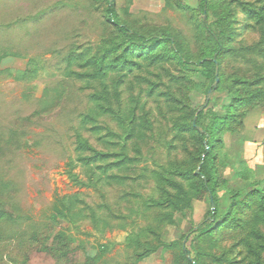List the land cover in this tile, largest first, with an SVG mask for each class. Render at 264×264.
I'll return each mask as SVG.
<instances>
[{
	"label": "trees",
	"instance_id": "obj_1",
	"mask_svg": "<svg viewBox=\"0 0 264 264\" xmlns=\"http://www.w3.org/2000/svg\"><path fill=\"white\" fill-rule=\"evenodd\" d=\"M99 1L106 27L100 42L75 45L63 58L65 75L89 89L69 124L64 172L74 185L92 188L99 200L89 203L82 193L57 196L50 217L74 224L83 219L98 232L117 225L126 232L122 264H135L174 246L175 241L161 240V229L204 193L214 209L189 231V248H179L175 264H264V185L246 192L226 188L215 151L222 133L233 131L246 109L264 103V0H197L194 6L164 0L192 21L194 46L167 26L125 18L116 0ZM251 30L262 35L258 44L245 42ZM244 51L249 65L226 70L225 59L246 57ZM7 55L0 53V65ZM37 69L38 60L29 57L24 68L0 72L24 81ZM197 70L205 74L203 81L193 79ZM63 89L44 87L34 114L63 106L58 97ZM194 89L204 95L225 91L226 98L218 109L209 98L199 110L189 100ZM30 143L18 127L0 131V157ZM116 185L120 189L109 196ZM15 189L0 180V264H8L3 244L37 241L29 230L33 223L22 217L15 201L6 200ZM222 189L228 195L223 211ZM55 240L51 251L41 250L51 252L55 264H78L65 236L56 233ZM99 250L103 254L106 248ZM94 262L86 257L81 264Z\"/></svg>",
	"mask_w": 264,
	"mask_h": 264
},
{
	"label": "rangeland",
	"instance_id": "obj_2",
	"mask_svg": "<svg viewBox=\"0 0 264 264\" xmlns=\"http://www.w3.org/2000/svg\"><path fill=\"white\" fill-rule=\"evenodd\" d=\"M185 1L192 6L197 2ZM116 6L125 18L132 20L136 17L142 22L167 26L180 32L194 46L196 38L192 21L177 7L166 5L164 0H116ZM102 22L99 0H0V53L8 54L2 59L0 68L22 69L29 57L38 60V69L28 80H14L7 72H0V131L18 127L31 142L30 146L19 150L8 149L0 157V180L16 188L12 196L2 198L8 200V204L15 201L22 217L33 223L29 230L37 235V241L30 246L27 243L24 246L3 244V256L8 264H55V256L41 249L44 246L51 251L56 241L55 234L59 232L69 241L78 264L83 263L86 257L95 258L94 264H122L125 261L123 239L126 232L117 225L98 232L91 222L83 219L74 224L50 217L57 196L82 193L89 203L99 200L92 188L74 185L64 172L71 148L69 124L82 109L89 89L85 88L84 82L73 81L65 75L63 58L75 45L95 46L99 43L106 28ZM261 37L258 31L251 30L245 42L255 45ZM244 54L246 57L232 55L225 59L226 70L239 71L249 65L245 51ZM196 74L193 77L195 81L204 80L203 72L197 70ZM60 85L64 86L63 95L58 96L63 106L40 115L34 114L42 89ZM27 90L30 93L25 97ZM209 98L218 109L226 98V92L210 93ZM189 100L193 106L204 107L207 93L204 95L194 89L189 93ZM215 151L218 171L227 180L226 188L246 192L264 185L262 101L243 112L233 131L222 133ZM238 171H242L239 176ZM119 189L117 185L109 188L108 195L113 197ZM219 195L222 199L220 210L223 211L228 204V195L224 189L219 191ZM209 209L208 197L197 193L190 207L183 213H174L173 223L160 231L161 240L165 243L175 241L174 246L135 264H175L179 248H189V231L196 228ZM101 246L106 248L103 254H100ZM203 249H207L206 244ZM215 252L220 253L219 250Z\"/></svg>",
	"mask_w": 264,
	"mask_h": 264
},
{
	"label": "water",
	"instance_id": "obj_3",
	"mask_svg": "<svg viewBox=\"0 0 264 264\" xmlns=\"http://www.w3.org/2000/svg\"><path fill=\"white\" fill-rule=\"evenodd\" d=\"M216 74H217V72H216ZM217 81H218V78L215 79L214 84H216ZM210 93H211V90H208V92H207V100H206V102L208 101V98H209V96H210ZM202 108H203V106H201V107L199 108V110H201ZM197 128H198L199 130H201L200 127H197ZM210 202H211V210H213V209H214L213 200L211 199ZM188 258L190 259L189 256H188Z\"/></svg>",
	"mask_w": 264,
	"mask_h": 264
}]
</instances>
